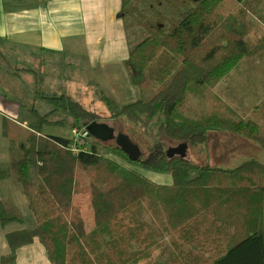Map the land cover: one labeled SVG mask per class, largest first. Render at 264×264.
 Segmentation results:
<instances>
[{
  "label": "trees",
  "instance_id": "obj_1",
  "mask_svg": "<svg viewBox=\"0 0 264 264\" xmlns=\"http://www.w3.org/2000/svg\"><path fill=\"white\" fill-rule=\"evenodd\" d=\"M132 1L121 0V13ZM248 16L243 0H191L180 22L155 25L154 30L147 26L143 39L129 48L134 86L164 50L170 54L148 78L153 85L141 98L119 105L97 91L107 118L126 121L130 127L123 133L144 146L147 155L137 162L114 141L96 140L89 150L75 153L72 139L43 135L44 126L63 124V119L47 121L55 112L66 113L78 130L100 116L67 94H47L38 67H17L15 50L0 46V68L18 79L31 75V97L43 105L41 111L26 108L32 118L26 129L3 117L2 134L15 148L8 170L0 166V179L10 173L20 186L34 224L7 234L10 253L2 261L12 263L20 246L37 240L50 264H153V231L142 220L127 217L142 205L158 234L177 240L174 264H264V163L252 158L233 168L192 164L186 158L168 159L164 143L199 147L209 132H218L242 137L264 151V101L244 112L210 92L241 59L264 52V33L252 43L245 41L255 27ZM190 93L196 102H190ZM0 94L21 96L2 88ZM132 167L167 173L173 182L153 183ZM84 178L88 186L81 184ZM86 193L94 221L90 231L74 202ZM20 221L0 200V224Z\"/></svg>",
  "mask_w": 264,
  "mask_h": 264
},
{
  "label": "crops",
  "instance_id": "obj_2",
  "mask_svg": "<svg viewBox=\"0 0 264 264\" xmlns=\"http://www.w3.org/2000/svg\"><path fill=\"white\" fill-rule=\"evenodd\" d=\"M120 9L121 0H0V46L8 52L14 49L15 65L27 69L40 65L43 70L48 61H58L68 54L75 56L83 52L93 78L104 84L96 82L97 85H106L102 89L112 94L124 93L132 84L128 81L129 47L124 38L125 27ZM167 18H161L158 25L170 27L173 23L169 24ZM99 45L104 46L98 49ZM119 71L124 72L125 80L116 82L114 79L121 76ZM24 76L31 78V75L23 73L18 79L8 69L0 68V90L2 88L8 94L18 93L31 105L32 83L29 79L24 81ZM22 103L15 94L12 99L0 94V166L5 170H8L10 150L15 148V144H11L2 134L3 117L11 118L17 125L27 128L30 116L22 112ZM215 135L224 145L220 149L223 168L236 167L240 163L232 161L236 157H243L238 158L241 162L253 158L264 163V151L257 145L232 134ZM209 162L213 166L212 159ZM9 196L17 209L14 212L21 214V221L5 226L0 224V264H50L44 247L37 240L20 246L12 263L2 261L10 253L7 234L28 229L24 223L25 215L20 211L27 206V201L11 181L10 173L0 179V200Z\"/></svg>",
  "mask_w": 264,
  "mask_h": 264
},
{
  "label": "rangeland",
  "instance_id": "obj_3",
  "mask_svg": "<svg viewBox=\"0 0 264 264\" xmlns=\"http://www.w3.org/2000/svg\"><path fill=\"white\" fill-rule=\"evenodd\" d=\"M190 3L191 0H133L128 8H126L122 13V22L124 23L125 27L124 38L127 39L128 47L130 48L134 46L143 39V30L146 29L147 26H151L152 30H154L156 27L155 25H158V22L161 21V18L165 16L168 17L167 19L169 20V24H176L180 22L186 16ZM243 3L248 9V17L255 23L253 31L245 38L246 42L252 43L264 33V0H243ZM103 46L104 45H99V48H97L102 49ZM74 55L75 56L68 54L58 61H48L43 70L41 69L40 65L36 66V68L38 67L37 71L39 72V76L41 77V74L43 75V82L40 86L47 94L64 93L69 95L73 100L78 101L84 108L99 114L100 118L97 120V122H105L110 126H113L115 128V132L122 133H127L129 131V124L126 121L120 122L107 118L105 105L99 99L97 91H104L119 105L133 102V100L135 101L136 99L141 98L150 91L153 81H150L148 78L152 76L157 71L159 66L166 62L170 57V54L164 50L161 56L143 73L142 79L141 81H138L137 85L134 86L132 84L131 74L129 73L128 81H130L132 85L129 84L130 86L124 93L119 92L112 94V92H108L109 90L106 91L105 89H102L106 87V85H97L96 82L101 85L104 84L98 79L93 78V74L89 71L90 69L85 62L84 53L79 52L78 54ZM119 72L121 76L114 79L116 82L119 79L121 81L125 80L124 72ZM28 77L29 76H24V81L29 79L31 83H33L32 77ZM109 81H113V79H109ZM210 92L214 96L222 98V100L224 98L226 101L230 102V105L236 110L244 112L251 110L256 103L264 101V52L255 56L241 59V61H239V63L228 74L227 79L225 81L219 82ZM207 93L208 90H205V94ZM189 96L190 102L194 103L197 101L196 95L190 93ZM17 97L24 104L26 103L23 110L24 114H27L25 111L26 108L29 110L31 106H35L37 109L39 108L38 111L43 110V105L33 97L31 105H29L28 100H25L24 97L20 98L19 95ZM46 119L50 123L61 119L64 121L63 124H50L44 126L42 128L43 135L64 137L74 141L71 120L66 113L55 112L49 115ZM31 122L32 118H30L26 126ZM216 133L218 132H209L205 142L199 147L188 146L185 158L188 159L192 164L198 165L210 164L209 160L212 159L213 166L223 168L221 165L222 153L220 149L223 148L224 145L220 144L216 139ZM79 134V149L89 150L91 143L96 140L91 136H87L84 126L79 128ZM76 136H78V134ZM234 136L239 137L236 135ZM164 143L165 150L166 148L174 147L179 144V142L176 143L168 140H164ZM137 145L140 147L143 157H146L147 154L145 152L144 146L141 143H137ZM253 145L256 144L253 143ZM238 158L243 157H236L232 161H236L237 163L235 164H238L241 162L238 161ZM116 160L123 163L118 158H116ZM123 165L127 167L129 166L126 163H123ZM132 168L137 170L153 183L172 184L173 182L172 176L167 173H158L152 170L143 169L141 167ZM13 184H15V187L20 192V194L23 195L20 186L14 182ZM81 184L88 186L87 178H84V180L81 181ZM23 197L25 198L24 195ZM10 198L11 196H9L8 199H3L1 201L6 209H10V211L17 214V212H14L17 211V209L14 208L15 205L13 199L11 200ZM74 202L81 208V215L86 231L91 230L94 226V221L93 212L89 204L88 194L86 193L75 196ZM16 204H18V202ZM20 211H22V214L25 215V225H27L28 228H31L34 224V219L33 215L29 212L28 207L23 206L22 210L20 209ZM18 214L21 216L20 213ZM127 217L142 220L146 224L147 228L153 231L156 240L151 253L153 257V264H174L172 261L176 258V251L173 243H176L177 240L173 237V235L169 233L163 235L158 234L155 223L147 214L142 205L128 211Z\"/></svg>",
  "mask_w": 264,
  "mask_h": 264
},
{
  "label": "water",
  "instance_id": "obj_4",
  "mask_svg": "<svg viewBox=\"0 0 264 264\" xmlns=\"http://www.w3.org/2000/svg\"><path fill=\"white\" fill-rule=\"evenodd\" d=\"M87 136L95 140L107 142L114 140L115 146L132 162H137L142 156L140 147L131 141L128 135L122 132H115V128L105 122L93 121L85 126ZM187 145L179 143L174 147L166 148L165 154L168 159L173 157H186Z\"/></svg>",
  "mask_w": 264,
  "mask_h": 264
},
{
  "label": "built area",
  "instance_id": "obj_5",
  "mask_svg": "<svg viewBox=\"0 0 264 264\" xmlns=\"http://www.w3.org/2000/svg\"><path fill=\"white\" fill-rule=\"evenodd\" d=\"M72 133H73V135H74V141H73V143L71 144V150L73 151V152H78L79 151V147H78V138H79V130L78 129H72ZM78 134V136H76Z\"/></svg>",
  "mask_w": 264,
  "mask_h": 264
}]
</instances>
